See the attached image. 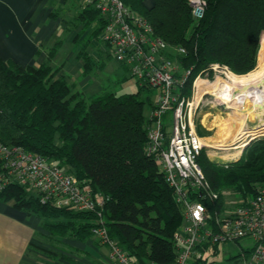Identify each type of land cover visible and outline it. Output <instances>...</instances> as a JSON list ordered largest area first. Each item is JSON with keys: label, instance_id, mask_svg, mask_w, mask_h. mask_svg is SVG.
<instances>
[{"label": "trees", "instance_id": "16d2710c", "mask_svg": "<svg viewBox=\"0 0 264 264\" xmlns=\"http://www.w3.org/2000/svg\"><path fill=\"white\" fill-rule=\"evenodd\" d=\"M204 1V13L196 19L189 0H153L150 6L143 0H122L152 25L156 36L184 48L181 54H170L190 70L177 89L182 96L191 94L198 73L211 76L212 64L241 75L256 66L257 53L264 54V0ZM74 22L81 30L90 27L89 39H97L102 24L94 9L80 4ZM84 48L79 56L88 71L92 65ZM56 49L51 47L46 61L37 66L0 57V142L65 165L103 195V204L87 211L57 207L17 182L0 189V201L38 215L52 236L85 241L94 236L93 226H103L138 263H172L177 254L173 234L182 212L157 157L147 152L151 87L87 96L73 90L61 66L50 63ZM197 162L214 190L251 197L264 188V135L249 140L235 160L214 161L203 148Z\"/></svg>", "mask_w": 264, "mask_h": 264}, {"label": "built area", "instance_id": "2783aa9c", "mask_svg": "<svg viewBox=\"0 0 264 264\" xmlns=\"http://www.w3.org/2000/svg\"><path fill=\"white\" fill-rule=\"evenodd\" d=\"M80 2L82 7L94 9L101 20L97 40L102 49L125 68L136 85L156 90L147 127V152L157 157L182 212V223L173 234L177 254L170 264H217L218 246L230 242L237 243L240 250L227 264H264V188L234 204H223L222 193L211 187L197 162L202 149L209 146L197 133L194 118L203 97L212 95L203 92L196 100L195 81L203 73L195 76L189 96L180 95L177 89L190 70L182 69L170 54L183 53L182 46L169 45L156 36L152 25L122 0ZM189 4L192 16L202 17L206 2L189 0ZM217 68L229 72L226 66L211 65L213 71ZM204 73L203 80L209 82L208 72ZM11 182L57 207L95 210L104 200L66 167L20 146L0 142V189ZM91 232L108 246L113 263L140 264L108 237L105 227L93 226ZM241 240L251 243L243 246Z\"/></svg>", "mask_w": 264, "mask_h": 264}, {"label": "crops", "instance_id": "0c3cea01", "mask_svg": "<svg viewBox=\"0 0 264 264\" xmlns=\"http://www.w3.org/2000/svg\"><path fill=\"white\" fill-rule=\"evenodd\" d=\"M143 1L146 6L153 3ZM80 4L74 0H0V57L11 58L22 66H37L46 61L48 50L56 45L50 63L61 66L60 73L65 74L73 90L83 91L87 96L108 90L107 87L116 91L114 84L104 85L94 72V68H106L105 60L110 53L102 49L97 39L87 40L88 32L75 24ZM83 39L85 44L80 41ZM88 43L93 49H87ZM83 46L92 65L88 71H84V61L79 56ZM120 75L123 80H119V92L137 88L126 73ZM95 238L79 241L52 236L43 228L38 215L16 209L12 201H0V264H97L82 256L103 244ZM108 253L105 262L114 264Z\"/></svg>", "mask_w": 264, "mask_h": 264}, {"label": "rangeland", "instance_id": "374dc122", "mask_svg": "<svg viewBox=\"0 0 264 264\" xmlns=\"http://www.w3.org/2000/svg\"><path fill=\"white\" fill-rule=\"evenodd\" d=\"M74 1L77 4L80 0ZM65 5L67 6V4ZM89 28L86 29V32H88ZM89 37L90 34L87 35V40ZM84 40L85 39L80 41L83 42ZM83 43L85 44L86 41H84ZM87 49H93L89 45V43L87 45ZM257 63L258 53L256 66L252 70L257 68ZM105 64L106 68H94V72L103 81L104 85H106L108 82L112 83L116 86L115 90L117 92L121 91L119 80L122 75L120 74H123V72L126 73L125 68L119 62H117L111 55L105 60ZM224 72L225 71H223V68H217L212 72L211 76L206 73L208 76L209 83H212L217 79H228L230 73L227 71V73ZM200 78H206L205 73L201 74ZM193 80L191 83V90L193 88ZM107 89L109 90L110 88L107 87ZM136 89L137 88L134 86L130 88V90L132 91H135ZM150 89L154 91L156 90L152 88L148 89V94H150V96L152 95L151 98L153 99L154 94L153 91H151ZM194 89H196L195 86ZM220 103L221 102L217 100V98L213 94H208L206 97H203V102L198 105L194 117L195 129L197 133L201 137H203V140L209 145L205 147L207 154L209 155L210 159L214 161L217 160V162H222L221 158L225 157L227 154L234 153L236 151L235 146H237V144L246 137V132L244 130H246L251 125L256 124V122L259 120V117L264 118L262 116L258 117L253 115H247L244 116V118H238V115L234 113L233 109L226 107L227 103ZM145 114H148V108L145 109ZM199 130L201 132H199ZM63 167L65 168L66 166L63 165ZM221 193V201L223 204H234L235 202L241 201L243 199V197H241L239 194L232 192V190L230 189H225ZM239 243L245 246L249 245L251 242L248 240H241L239 241ZM218 249L219 253L215 257V262L217 264H227L229 262H232L230 256L236 255L240 250L238 244L234 242L220 244L218 246ZM93 250H88V252H84L82 256L88 260H95L96 262H98L97 264H107L105 262L107 261L105 257L107 256V252H109L107 246L105 244H99Z\"/></svg>", "mask_w": 264, "mask_h": 264}, {"label": "bare ground", "instance_id": "6f19581e", "mask_svg": "<svg viewBox=\"0 0 264 264\" xmlns=\"http://www.w3.org/2000/svg\"><path fill=\"white\" fill-rule=\"evenodd\" d=\"M229 73L228 79H217L212 83L197 78L195 81L196 100L201 93L210 92L222 103H227L226 107L233 109L238 118H244L247 115L259 117L261 113L264 114V54L258 56L257 68L247 74L237 75L230 71ZM259 121H264V118L259 117ZM260 128L259 130H244L246 137L235 146L236 151L227 154L221 158V161L235 160L254 133L264 132V126Z\"/></svg>", "mask_w": 264, "mask_h": 264}, {"label": "water", "instance_id": "95a60500", "mask_svg": "<svg viewBox=\"0 0 264 264\" xmlns=\"http://www.w3.org/2000/svg\"><path fill=\"white\" fill-rule=\"evenodd\" d=\"M260 116L264 117V114L261 113ZM261 126H264V121H259V120H258V121L256 122V124L251 125V126L248 127L247 129H255V130H259V129H261V128H260ZM262 135H264V132H262V131H258V132H256V133L253 134V136L250 138V140L253 139L254 137L262 136ZM241 150H242V149H241Z\"/></svg>", "mask_w": 264, "mask_h": 264}]
</instances>
